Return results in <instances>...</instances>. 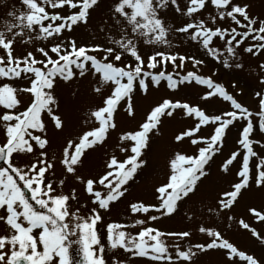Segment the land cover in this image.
Instances as JSON below:
<instances>
[{"label":"snow or ice","instance_id":"1","mask_svg":"<svg viewBox=\"0 0 264 264\" xmlns=\"http://www.w3.org/2000/svg\"><path fill=\"white\" fill-rule=\"evenodd\" d=\"M20 2L24 9L13 8L8 11L6 15L9 19L4 21L0 30V52H3L0 55V78L27 81L26 84L13 85L0 79V106L5 109L0 113L5 133V141L0 145V161L4 162V166H0V222L7 229L5 234L0 235V264H55L54 257H58V264H72L69 255L72 243L81 246L82 264H106V256H110L111 264H130L129 260L119 258L120 249L131 257L170 264L174 261L196 264L199 254H205L209 250H226L222 264H237L234 257H239L246 264H261L260 259L239 250L224 239L220 231L211 227L200 226L198 229L211 238L210 242L190 243L183 249L179 244L172 245L175 253L173 256L163 237L184 240L192 236L191 232H162L154 227H144L133 236L122 230L125 225L108 223L106 242L113 252L107 253L106 244L98 237L95 226L102 220L99 210L109 211L113 202L125 197L128 192L127 184L146 164L143 155L151 147L152 138L159 132L163 118H172L177 110L182 115H194L198 118V123L180 131L174 136V141L184 143L187 140L191 145L199 146L193 154L179 150L172 153L168 160L170 172L167 181L156 188V192L161 194L159 200L156 204L143 201L130 203L132 213H149L151 210L158 215H149L147 219L158 221L160 217L174 215L182 204L191 201L199 191L203 179L209 174L206 166L214 154L222 151L221 145L227 132L234 126V122L241 119L246 123L239 132L238 144L246 151L239 153L233 150L221 163V168L226 173L231 171L234 162L239 163L235 173L238 180L230 183V188L220 194L216 206L208 208V212L218 214L220 210H230L243 191L250 188L255 187L264 192V155H260L258 162L250 167V159L258 155L253 144H260V140L254 141L251 138L254 132L253 112L211 77L205 78L189 71L179 79H173L171 74H166L163 70L155 74L145 70L155 69L157 65L168 62L176 67H183L186 59L195 66L203 64V60L155 49L145 59L140 51L142 44H170L166 37L171 31L189 33V30L195 29L190 33L191 39L200 41L213 57L219 58V48L210 47L213 38L224 40L227 52L233 55H236V47L245 39L259 41L244 49L256 56L264 51V18L251 15L250 4L237 3L235 0H187L185 9L181 8L178 0H112L108 18L102 20V26L99 27V31L105 33L107 42L78 44L75 37L64 36V32L72 33L75 27L87 26L91 12L99 8L103 0ZM206 2L218 10V16L209 15L210 24L200 19L195 24L188 22L173 28L161 15L169 6H174L177 13L190 17L204 9ZM49 8H70L73 11L62 15L60 11H50ZM217 18L221 21L230 19L234 25L244 30L215 26ZM105 29L108 31L105 32ZM113 32L119 38H115ZM17 44L30 45L31 50H26L23 55H14V46ZM37 53L42 58L38 59ZM122 57L126 59L121 64ZM177 59L180 61L178 65ZM224 65L231 66L227 60ZM235 67L242 68L243 65L238 63ZM258 67L264 71V63H260ZM76 79L88 80V91L99 103L89 108L84 121L89 126L74 137L64 139L59 162L65 174H72L84 184V191L95 206L90 209L91 215L87 218L71 213L76 223L70 228L65 220L70 215L66 202L70 198L76 199V190L71 189L69 195L57 193L53 187L54 182L62 187L65 179L56 177V159L49 156L50 139L46 135L48 129L42 113L49 118L55 130L63 132L67 121L59 112L56 91L61 85H69ZM163 80L167 81L166 87L173 90L192 80L207 85L211 90L205 92L204 99L222 97L223 101L230 102L231 110L223 111L222 114H209L199 106H191L180 100L163 99L151 107L146 119L136 129L118 133L115 147L126 154L123 160L110 154L104 172L94 177H82L79 170L83 167L87 154L107 144L110 132L118 127L116 116L119 112L123 111L129 119L134 118L136 92L142 90L148 93L153 85L159 86ZM260 80L264 83V76ZM72 94L77 96L79 92L76 90ZM18 95L30 97L29 102L23 105V110L17 107L23 104ZM255 95L259 97V112L256 113L259 117L258 130L264 132V90ZM201 125H209L213 131L207 136L198 135L202 131ZM35 130H38V134H33ZM14 154L36 155L37 158L25 170L11 162L10 158ZM113 177L114 179H110ZM18 180L23 184H19ZM101 186L107 189L106 194L102 195L97 190ZM25 189L31 193L30 197ZM30 200L39 207H35ZM249 212L264 224V209L252 207ZM227 219L233 218L228 216ZM135 224L143 225L145 220L137 219ZM239 224L264 245V235L261 232L250 227L243 219L239 220ZM34 229L38 230V238L33 234ZM77 232L78 239L73 241L70 237L77 235ZM38 242L42 250H38Z\"/></svg>","mask_w":264,"mask_h":264},{"label":"rangeland","instance_id":"2","mask_svg":"<svg viewBox=\"0 0 264 264\" xmlns=\"http://www.w3.org/2000/svg\"><path fill=\"white\" fill-rule=\"evenodd\" d=\"M39 2V0H38ZM237 3L250 4V14L264 18V0H235ZM112 0H103L100 7L91 12V19L85 27H75V31L72 33L64 32V36H73L77 39V43H106L105 33L99 31V27L102 26V20H107L109 15V6ZM182 9L186 8L187 0H178ZM48 7V6H46ZM13 8L22 10L24 6L20 0H0V30L3 28V23L7 17L6 13L13 10ZM50 10V8H49ZM60 11L61 14H70L73 10L65 8L63 10H50ZM217 15L218 10L210 3L206 2V7L194 13L192 16H185L175 11L174 6L163 12L161 15L165 18L167 24H171L173 28L183 26L185 23L192 22L197 23L200 19H204L206 24H210L209 15ZM59 21H57L58 23ZM215 26L219 27H237L238 31L244 29L240 26L234 25L230 19L221 21L217 18ZM195 29L189 30V33H178L175 31L169 32L166 37L170 44H155L148 45L142 44L140 47L141 54L147 59L148 55H151L153 49L157 51H164L171 54H179L185 56H194L197 59L203 60L204 63L195 65L189 60L184 61L183 67H176L171 62L165 65H157L155 69H145L146 71L153 72L165 71L166 74H171L173 79H179L186 75L189 71L195 72L197 75H201L205 78L211 77V79L220 84L225 90L232 95L239 103L246 106L253 112L254 132L252 139L260 140V144H253L254 151L258 153L257 157L250 159V167L253 163L258 162L259 156L264 155V132L258 130L259 117L256 113L259 112L258 100L259 97L255 95L256 92L264 90V83H261V76H264V71H261L258 65L264 63V51L256 56L244 51V49L253 43H259V41H253L251 38H247L236 47V55L230 54L226 50V44L224 40L219 38H213V43L210 47L219 48L218 57H213L203 47L202 43L198 40H192L190 33ZM108 30L105 29V32ZM115 36V33H112ZM115 38H119L115 36ZM19 39V38H18ZM239 39V38H238ZM16 51L14 55H23L26 50H31V46H21L19 44L14 46ZM3 52H0L2 55ZM51 54V53H50ZM37 58H42L37 53ZM54 55V54H53ZM126 58L122 57L121 64ZM131 62L130 58H127ZM227 60L230 67L224 65V61ZM180 63L177 59L176 64ZM242 64V68L235 67L236 64ZM95 77H93L94 79ZM3 82H9L15 84H26L27 81L23 80H6L0 78ZM167 81H161L159 86L153 85L148 93H144L142 90L136 92L134 96L135 116L129 119L123 111H120L116 116L118 127L116 130L111 131L107 140V144L103 148H98L96 151L89 152L84 160L83 167L80 168V174L82 177H94L99 173L104 172L105 163L110 154H114L118 159L123 160L125 153H121L116 147L117 136L122 130L136 129L139 123L146 119L147 113L151 107L156 103L162 102L163 99H171L173 101L180 100L182 103H189L191 106H199L202 110L209 114H222L223 111L231 110L230 102L223 101L222 97H210L207 100L204 99L206 91H210L207 85L198 84L195 80L184 82L179 85L177 89H169L166 87ZM78 90L79 95L73 96V91ZM56 95L59 98V112L67 121V127L63 132H58L54 129L51 121L47 116L42 113V118L47 124L46 135L50 139L49 156L56 159V177L58 179H65V184L61 187L58 182L53 183V187L57 193L69 194L71 189L76 190V199L70 198L66 202L68 211L75 212L76 216L87 218L91 215L90 209L95 205L92 203L91 197L85 193L84 184L77 181L72 174H65V170L61 166L60 153L61 146L66 137H74L77 133L81 132L85 125L84 121L88 115L89 108L99 103V100L93 97L88 91V80L76 79L69 85H61L57 89ZM23 104L17 107L23 110V105H26L30 97L26 95H18ZM5 109L0 106V113ZM15 111V110H9ZM198 123V118L194 115L187 116L182 115L180 110H177L172 118L164 117L162 124L159 126V132L153 136L151 141V147L148 148L143 159L146 164L138 170L134 179L127 184L128 192L125 197L121 198L118 202H113L109 211L99 210L102 216V220L97 222L96 230L98 237L103 243L106 244V252L112 253L113 249L107 246L106 242V225L108 223H119L125 225L122 229L126 233H130L136 236L140 230L144 227H154L162 232H179L189 231L192 233L190 238L184 240H178L175 237H163L165 242L170 246L169 251L175 255L172 245L179 244L181 248H186L188 244L205 243L210 242L211 238L205 233L198 231L200 226L211 227L214 230L220 231L224 239H227L230 243H233L241 251H245L247 254L254 255L261 260V264H264V245H262L256 238L251 236L249 230L243 229L239 224V220L243 219L250 227H255L258 232L264 235V224L256 220L255 217L249 212V208L255 207L257 210L264 209V192L250 188L247 191H243L242 195L238 198V202L230 210H220L218 214L208 212V208L215 207L217 199L220 194L230 188V183L238 180L235 175L239 167V163L234 162L231 166L230 172H224L221 168L222 161L228 157V155L236 150L239 153H244V150L239 144L238 139L239 132L242 130V126L245 125L244 119L234 122V126L227 132L224 143L221 145L222 151L213 155L209 165L207 178L203 179V183L200 185L199 191L185 204H182L178 211L170 217H160L158 221L148 220L147 217L154 213L150 210L149 213H132L130 211V203L143 201L149 204H156L160 198L159 193L156 192L162 183L167 181L170 169L168 167V160L172 153L175 151H183L187 154H193L196 148L199 146L191 145L187 140L184 143H178L174 141V136L182 130H186L189 127ZM202 131L198 135H209L213 129L209 125H201ZM33 134H38V130H35ZM5 141V133L3 130V122H0V145ZM31 142V141H30ZM23 158L26 161L16 162L17 159ZM36 155H16L10 158L13 164L17 163L22 169L28 170L27 166L36 160ZM15 166V165H14ZM110 179H114L110 178ZM19 184H23L18 180ZM35 186V185H33ZM102 193H107V189L101 186L99 189ZM51 195V193H50ZM20 209H18L19 211ZM78 210V211H77ZM231 216L233 219H227ZM191 217V218H189ZM74 218V217H72ZM22 219V218H21ZM137 219L145 220V224L136 225ZM69 223L70 228L74 227L76 220H66ZM82 222V221H81ZM27 226V225H25ZM7 229L3 222H0V235L5 234ZM33 234L38 238V230H33ZM154 234V233H153ZM79 233L70 237L73 241L78 239ZM147 239V237H145ZM152 243V241H149ZM71 247H81L79 244L72 243ZM8 250V249H6ZM38 250H42V246L38 242ZM121 252L120 259L129 260L130 264H170V262H152L148 258L131 257L130 254ZM226 250H209L205 254H199L196 264H222ZM106 264H111L110 256H106ZM237 264H246L245 261H241L239 257H234ZM55 264H58V257H54ZM171 264H180V261L171 262Z\"/></svg>","mask_w":264,"mask_h":264},{"label":"flooded vegetation","instance_id":"3","mask_svg":"<svg viewBox=\"0 0 264 264\" xmlns=\"http://www.w3.org/2000/svg\"><path fill=\"white\" fill-rule=\"evenodd\" d=\"M23 161H26V160H24L23 158H19V159L16 160L17 163L18 162H22L23 163ZM17 163H15L14 165L20 167ZM0 166H4V162L3 163H0ZM25 192H26V194L29 195V197L31 196V193L30 192L27 193L28 192L27 189H25ZM104 194H106V192H104ZM30 202L33 203V205L35 207H37V208L39 207L38 205H35V202L34 201H31L30 200ZM72 217H66L65 220H75V218H72ZM69 255L71 256L72 264H82V262H83V255L81 253V247H77V248L76 247H71L69 249Z\"/></svg>","mask_w":264,"mask_h":264},{"label":"water","instance_id":"4","mask_svg":"<svg viewBox=\"0 0 264 264\" xmlns=\"http://www.w3.org/2000/svg\"><path fill=\"white\" fill-rule=\"evenodd\" d=\"M0 163H3V161H0ZM27 193H29V192H27Z\"/></svg>","mask_w":264,"mask_h":264}]
</instances>
